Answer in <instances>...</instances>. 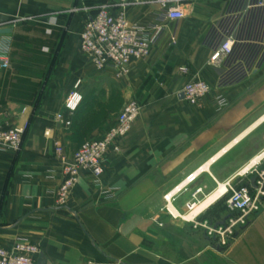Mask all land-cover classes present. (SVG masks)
I'll list each match as a JSON object with an SVG mask.
<instances>
[{"label":"crops","instance_id":"1","mask_svg":"<svg viewBox=\"0 0 264 264\" xmlns=\"http://www.w3.org/2000/svg\"><path fill=\"white\" fill-rule=\"evenodd\" d=\"M91 1L98 0H0V26L11 30L0 35L11 43L9 67L0 62V130H27L19 152L0 147V248L36 244L35 264H264V197L245 217L228 210L227 197L208 202L228 182L250 186L254 178L239 174L264 151V61L225 88L218 86L224 69L209 64L207 39L234 0L188 5L187 18L166 22L159 44L133 61L123 80L89 64L97 81L113 83L142 110L120 152L107 156L101 186L84 172L66 205L56 206L64 180L56 144L71 156L119 113L108 107L104 86L86 91L75 116L64 110L75 82L85 85L79 35L87 9L98 5L85 7ZM126 14L151 25L161 13L152 3ZM39 24L44 40L56 39L53 51L35 45L43 37ZM195 80L212 87L199 106L180 99ZM59 114L72 125L58 122Z\"/></svg>","mask_w":264,"mask_h":264},{"label":"built area","instance_id":"2","mask_svg":"<svg viewBox=\"0 0 264 264\" xmlns=\"http://www.w3.org/2000/svg\"><path fill=\"white\" fill-rule=\"evenodd\" d=\"M198 1L105 0L87 9V19L79 35L80 52L95 71L112 72L117 80H123L130 75L131 63L149 57L159 44L165 32V23L185 20L189 13L187 6ZM152 3L160 7L158 22L140 25L128 19L127 9ZM206 44L211 51L209 64L224 69L218 82L219 88L238 84L250 77L264 61V0H234L222 22L211 30ZM10 54V41L0 40L3 68L9 67ZM182 71L186 72L185 69ZM211 92V85L203 80L190 81L182 90L184 101L191 106H199ZM84 98V83L77 80L64 103V110L70 117L79 110ZM219 103L221 108L226 106L222 98H219ZM141 110L137 100H128L101 137L84 142L71 156L61 144H56L55 153L63 166L64 175L56 193L57 207L66 205L84 172L91 173L94 184L101 186L107 156L110 152H120V143L131 133ZM57 120L65 127L71 126V118H65L63 114L57 115ZM25 131L26 128L0 130L1 149L19 152ZM259 156L256 164L239 174L254 178L250 186L236 189L230 182L226 184L224 197H227V208L242 217L257 211L264 197V151ZM194 180L193 176L188 178L190 183ZM194 206V203L187 205L188 211ZM39 253L36 244L19 241L9 249L0 248V264H35Z\"/></svg>","mask_w":264,"mask_h":264},{"label":"rangeland","instance_id":"3","mask_svg":"<svg viewBox=\"0 0 264 264\" xmlns=\"http://www.w3.org/2000/svg\"><path fill=\"white\" fill-rule=\"evenodd\" d=\"M102 0L98 1H91V2H85V7H91L94 4H99L102 3ZM79 7L81 9V6H76L75 8ZM75 12L77 9L74 10ZM74 14V13H73ZM95 72H93V69L89 66V63L87 59L85 58V85H84V92L89 91L91 89L99 90L100 87H106L109 88L111 91L110 98H109V103H107L108 107L114 112L118 113L120 111V108L125 104L124 98L119 94L117 89L113 86V83L110 82H101L100 80L97 81L98 77H94ZM100 86V87H99ZM225 196V195H224ZM171 215V210L169 208V211H167ZM172 216V215H171ZM174 217V216H172Z\"/></svg>","mask_w":264,"mask_h":264},{"label":"trees","instance_id":"4","mask_svg":"<svg viewBox=\"0 0 264 264\" xmlns=\"http://www.w3.org/2000/svg\"><path fill=\"white\" fill-rule=\"evenodd\" d=\"M37 26H38V28H42L41 29L42 31H37L36 30V32L41 33L43 35V37L41 39H35V40H33L34 43H35V45H37V46H43V45H45V46L48 47L49 50L53 51V49L57 46L56 41H55L56 39H54L52 41H46V40H44L43 38L46 37V33H45V29L44 28H46V26L40 25V24L37 25ZM27 30L28 31H34L33 28H27ZM50 53L51 52L49 51V54H46V56L49 57L50 56ZM84 103H85V98H84V101H83L81 107L83 106ZM81 107L79 108V110L81 109ZM79 110L74 114V116L79 112ZM71 125H72V121H71ZM26 135H27V130L25 131L24 139H25ZM24 139H23V142H24Z\"/></svg>","mask_w":264,"mask_h":264},{"label":"bare ground","instance_id":"5","mask_svg":"<svg viewBox=\"0 0 264 264\" xmlns=\"http://www.w3.org/2000/svg\"><path fill=\"white\" fill-rule=\"evenodd\" d=\"M259 159H260V156H258L257 158H255L251 163H250V165L247 167V168H245L244 170H243V172L242 173H244V172H246L247 170H249V168L251 167V166H253L254 164H256L258 161H259ZM226 192H227V188H224V186H221V188H220V190L214 195V196H212L211 198H210V200L208 201V202H211V201H214L215 199H218V197H220V196H224L225 194H226ZM199 210L200 209H196L187 219H192L193 217H194V215H196L198 212H199ZM175 215V214H174Z\"/></svg>","mask_w":264,"mask_h":264},{"label":"water","instance_id":"6","mask_svg":"<svg viewBox=\"0 0 264 264\" xmlns=\"http://www.w3.org/2000/svg\"><path fill=\"white\" fill-rule=\"evenodd\" d=\"M8 34H11V30H5V29L0 30V35H8ZM180 99H184L183 94H181Z\"/></svg>","mask_w":264,"mask_h":264}]
</instances>
